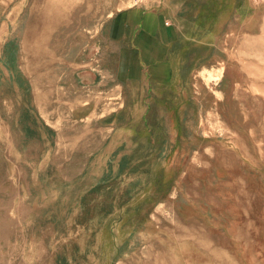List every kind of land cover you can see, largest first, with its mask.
Wrapping results in <instances>:
<instances>
[{
	"label": "rangeland",
	"instance_id": "obj_1",
	"mask_svg": "<svg viewBox=\"0 0 264 264\" xmlns=\"http://www.w3.org/2000/svg\"><path fill=\"white\" fill-rule=\"evenodd\" d=\"M157 3L158 82L110 33ZM0 264H264V0H0Z\"/></svg>",
	"mask_w": 264,
	"mask_h": 264
},
{
	"label": "crops",
	"instance_id": "obj_2",
	"mask_svg": "<svg viewBox=\"0 0 264 264\" xmlns=\"http://www.w3.org/2000/svg\"><path fill=\"white\" fill-rule=\"evenodd\" d=\"M159 5L121 11L113 18L110 32L117 47L122 48V58H133L134 64L150 72V78L157 82L175 77L185 52L183 40L173 24L165 22L166 13L158 10Z\"/></svg>",
	"mask_w": 264,
	"mask_h": 264
},
{
	"label": "bare ground",
	"instance_id": "obj_3",
	"mask_svg": "<svg viewBox=\"0 0 264 264\" xmlns=\"http://www.w3.org/2000/svg\"><path fill=\"white\" fill-rule=\"evenodd\" d=\"M42 1V0H41ZM37 6V5H36ZM34 7V6H33ZM56 8V7H55ZM37 9V8H36ZM34 13H35V11H34ZM51 14V13H50ZM55 16V15H54ZM63 16V15H62ZM50 17H52V16H50ZM33 18V17H32ZM35 20H37V19H35ZM54 21V20H53ZM30 24V23H29ZM47 30V29H46ZM45 30V31H46ZM41 31H43V30H41ZM46 33V32H45ZM50 33V32H49ZM42 35V34H41ZM46 35V34H45ZM44 36V35H43ZM40 37V36H39ZM45 37V36H44ZM30 38H32V36L30 37ZM57 38V37H56ZM45 39V38H44ZM36 40V39H35ZM37 42V41H36ZM35 44V43H34ZM27 46V45H26ZM33 46V45H32ZM22 48V47H21ZM28 48V47H27ZM29 49V48H28ZM30 52V51H29ZM36 52V51H35ZM30 54V53H29ZM32 54V53H31ZM27 55V54H26ZM34 56V55H33ZM36 57V56H35ZM36 65H38V64H36ZM35 65V66H36ZM30 66H31V64H30ZM29 67V66H28ZM34 71V70H33ZM33 73V72H32ZM39 79V78H38ZM34 80V79H33ZM41 80V79H40Z\"/></svg>",
	"mask_w": 264,
	"mask_h": 264
}]
</instances>
